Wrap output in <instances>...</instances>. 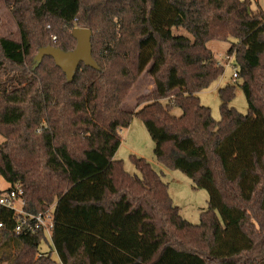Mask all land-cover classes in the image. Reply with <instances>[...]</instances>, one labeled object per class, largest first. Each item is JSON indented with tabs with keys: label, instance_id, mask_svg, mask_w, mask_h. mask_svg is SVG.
<instances>
[{
	"label": "trees",
	"instance_id": "16d2710c",
	"mask_svg": "<svg viewBox=\"0 0 264 264\" xmlns=\"http://www.w3.org/2000/svg\"><path fill=\"white\" fill-rule=\"evenodd\" d=\"M4 3L20 41L0 36V175L4 191L21 189L25 212L52 206L51 241L40 228L15 231L16 215L0 206L8 264H56L53 252L63 264H264V11L251 0ZM75 27L91 30L97 68L80 63L67 81L52 57L34 58L48 45L72 50ZM209 40L230 44L245 114L230 106L233 84L218 89V120L199 100L224 70ZM148 65L153 91L122 110ZM134 116L156 160L207 191L197 224L144 158L130 154L138 174L114 159Z\"/></svg>",
	"mask_w": 264,
	"mask_h": 264
},
{
	"label": "rangeland",
	"instance_id": "374dc122",
	"mask_svg": "<svg viewBox=\"0 0 264 264\" xmlns=\"http://www.w3.org/2000/svg\"><path fill=\"white\" fill-rule=\"evenodd\" d=\"M251 2L252 9H256L259 6L264 11V0H251ZM171 33L188 37L191 40L193 39L192 35L181 27H171ZM0 36L20 41V33L16 22L5 5L4 0H0ZM51 41L53 42L52 37ZM229 45V42L217 40H209L206 43V46L213 52L218 63L223 66L224 70L221 76L197 95L200 102L210 109L211 115L215 120L220 118L218 89L229 84L235 86L234 97L230 102V106L242 114L247 112V102L244 93L238 83L232 79V60H230V64L227 63V50ZM149 67L150 65L143 70L121 102L120 108L122 110L136 111L141 107V104L137 103V98L153 91L154 82L148 73ZM171 114L178 116L180 114L179 108H173ZM120 137V144L114 153V159L122 160L123 168L127 172L138 174L132 165L130 154L144 158L156 172L161 173L163 182L168 186V194L172 203L179 208V214L188 222L197 224L199 222L200 212L207 208V191L202 188H194L191 180L181 171L170 169L156 160L153 152L154 143L140 118L132 117L128 126L120 130ZM2 141L3 136L0 134V142ZM8 187L9 183L0 175V191H4ZM41 248L46 249V245L42 244ZM9 249H0V258L3 257L0 264H8L9 258H7V253L11 254L14 252L13 247ZM52 258L55 259L54 254Z\"/></svg>",
	"mask_w": 264,
	"mask_h": 264
},
{
	"label": "water",
	"instance_id": "95a60500",
	"mask_svg": "<svg viewBox=\"0 0 264 264\" xmlns=\"http://www.w3.org/2000/svg\"><path fill=\"white\" fill-rule=\"evenodd\" d=\"M91 30L85 27H75L71 35L75 39V47L70 51H62L58 47L48 45L38 49L35 62L39 63L44 56L52 57L55 65L65 74L67 81H71L80 63L97 68L91 54Z\"/></svg>",
	"mask_w": 264,
	"mask_h": 264
},
{
	"label": "built area",
	"instance_id": "2783aa9c",
	"mask_svg": "<svg viewBox=\"0 0 264 264\" xmlns=\"http://www.w3.org/2000/svg\"><path fill=\"white\" fill-rule=\"evenodd\" d=\"M53 41L55 37H52ZM227 63L230 64L231 57L228 56ZM237 69L236 67H232V79L235 81L236 79ZM22 191L17 186L15 189L11 191L0 192V206L8 208L12 211L14 215L17 217V223L15 225V231H20L22 228L32 229L40 228L44 231L45 236L49 241H51L50 232L52 228V206L48 208L46 211L38 213L36 215L29 214L24 211L23 205L24 200L21 197ZM1 226V223H0ZM56 259V264H63L60 259L57 257L55 252H53ZM40 255V254H38Z\"/></svg>",
	"mask_w": 264,
	"mask_h": 264
}]
</instances>
